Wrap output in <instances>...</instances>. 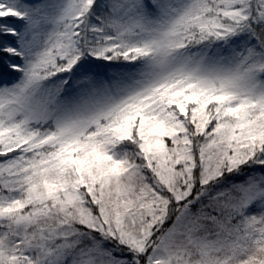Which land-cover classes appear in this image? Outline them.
Here are the masks:
<instances>
[{
    "label": "snow or ice",
    "instance_id": "obj_1",
    "mask_svg": "<svg viewBox=\"0 0 264 264\" xmlns=\"http://www.w3.org/2000/svg\"><path fill=\"white\" fill-rule=\"evenodd\" d=\"M0 264H264V0H0Z\"/></svg>",
    "mask_w": 264,
    "mask_h": 264
}]
</instances>
